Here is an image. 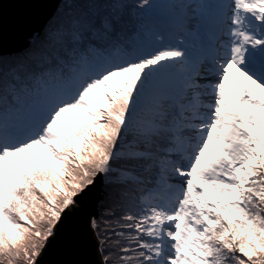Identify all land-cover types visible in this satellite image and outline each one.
Masks as SVG:
<instances>
[{"label": "snow or ice", "instance_id": "1", "mask_svg": "<svg viewBox=\"0 0 264 264\" xmlns=\"http://www.w3.org/2000/svg\"><path fill=\"white\" fill-rule=\"evenodd\" d=\"M6 2L0 264H264V0Z\"/></svg>", "mask_w": 264, "mask_h": 264}, {"label": "water", "instance_id": "2", "mask_svg": "<svg viewBox=\"0 0 264 264\" xmlns=\"http://www.w3.org/2000/svg\"><path fill=\"white\" fill-rule=\"evenodd\" d=\"M32 5L30 4H20L17 3V0H7L6 4H5V10H6V25L10 22L9 17L17 12V11H26L31 9ZM54 254L49 255L48 257H46L45 259H47L48 261H51L52 259H54Z\"/></svg>", "mask_w": 264, "mask_h": 264}]
</instances>
